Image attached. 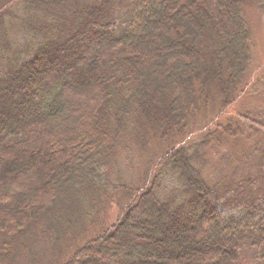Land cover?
I'll return each mask as SVG.
<instances>
[{"label": "trees", "instance_id": "1", "mask_svg": "<svg viewBox=\"0 0 264 264\" xmlns=\"http://www.w3.org/2000/svg\"><path fill=\"white\" fill-rule=\"evenodd\" d=\"M263 11L264 0H0V264H264V226L252 232L263 221L216 202L230 203L218 167L245 156H229L230 141L203 157L214 130L236 134L222 111L256 94ZM149 147L160 171L126 194L117 163ZM112 200L124 206L107 227Z\"/></svg>", "mask_w": 264, "mask_h": 264}, {"label": "rangeland", "instance_id": "2", "mask_svg": "<svg viewBox=\"0 0 264 264\" xmlns=\"http://www.w3.org/2000/svg\"><path fill=\"white\" fill-rule=\"evenodd\" d=\"M254 34L260 48V54L258 56V46L256 44L253 63L255 71H257L256 82L254 83V91L256 94L252 93L244 98L243 104L247 105L244 110L234 113L230 111L231 106H228L222 111L219 115V123L221 126L223 117L236 116V134L231 136L233 140H230L228 138L230 135L226 131H219L216 134V130H214L213 133L216 136L212 143L209 144L206 154L203 156L204 159H209V156H214L216 150L215 148L211 150V145H214V147L215 145L217 147L220 146L223 148L221 151L225 153L224 147H227L230 141H233L235 150L232 153L229 148L228 155L231 157L235 156L236 158L242 155L245 156V161L239 162L235 167L226 160L222 163L224 167L222 165L218 167V171L221 173L222 177V184L218 185V187H226L228 193L225 197H229L230 203H237L239 206L234 207L231 206L230 203L224 205L225 200L220 197L216 202L220 204L219 206L222 209L226 210L225 214L228 211L241 210L235 218L244 219V217H246L244 220H252L253 222L263 221L261 225L252 228L253 233L258 232L259 229L264 226V130H259L260 126L264 124V11L256 15L254 21ZM247 128H250L252 133L246 131ZM188 141L189 137L184 142H180V145H182V147H188L190 144ZM148 149L152 150L147 153ZM157 152L158 150L156 151L149 147L143 155L136 157L135 154H132L130 156L131 159L127 160V162L121 159L117 163L118 171H121V181L124 183V186L128 188L126 194L135 196L140 192H146L149 188L150 181L148 176L151 175V171L150 174L149 172L147 174L145 171L148 170L149 167H153L155 170L158 169L160 171L161 166H155L156 160L158 159ZM211 160L215 163L217 162L216 159ZM207 167H209V170L213 173H209ZM207 167L205 168L204 166L202 168V172L205 171L206 173V178L209 180H218L219 178L215 176L213 168L209 166V164ZM116 171V167H114L112 170L113 180L116 176ZM161 175H164V180L162 182L164 191L169 192L171 189L178 187L176 183L177 177L169 168H165L164 170L161 169ZM223 179L228 180L227 185ZM233 184H235L234 192H232ZM161 193L163 194V192ZM122 202H124V199H122ZM109 206L106 214L102 215L104 225H107V227L117 221L124 205L118 208L115 205V200H112ZM250 230L243 229L242 231L247 233ZM48 250H46V253ZM255 255L259 256L260 251L256 252Z\"/></svg>", "mask_w": 264, "mask_h": 264}, {"label": "bare ground", "instance_id": "3", "mask_svg": "<svg viewBox=\"0 0 264 264\" xmlns=\"http://www.w3.org/2000/svg\"><path fill=\"white\" fill-rule=\"evenodd\" d=\"M255 253H256V252H253V253H252V255L254 256V255H255ZM260 255H261V253H260ZM260 255H259V256H260ZM255 256H256V255H255Z\"/></svg>", "mask_w": 264, "mask_h": 264}]
</instances>
